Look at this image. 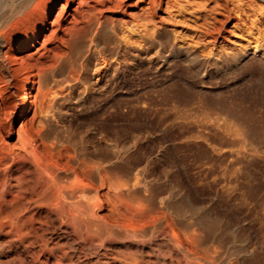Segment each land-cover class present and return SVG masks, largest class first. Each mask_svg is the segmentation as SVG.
Listing matches in <instances>:
<instances>
[{
    "label": "rangeland",
    "instance_id": "1",
    "mask_svg": "<svg viewBox=\"0 0 264 264\" xmlns=\"http://www.w3.org/2000/svg\"><path fill=\"white\" fill-rule=\"evenodd\" d=\"M0 34L20 73L11 98L0 91V122L2 107L13 115L4 142L22 126L102 160L99 214L144 227L132 240L147 264H264V0H0ZM128 168L136 201L114 189ZM55 232L61 264H125L126 238L84 258ZM29 249L13 237L0 261L37 264Z\"/></svg>",
    "mask_w": 264,
    "mask_h": 264
},
{
    "label": "bare ground",
    "instance_id": "2",
    "mask_svg": "<svg viewBox=\"0 0 264 264\" xmlns=\"http://www.w3.org/2000/svg\"><path fill=\"white\" fill-rule=\"evenodd\" d=\"M33 10L34 8L28 12L32 13ZM35 11H38V8ZM10 22L12 23V20ZM98 24L99 28H102L105 22H98ZM1 48L0 39V50ZM5 55H7L6 52L4 55L0 54V82L2 83L0 91L4 98H11L14 93L10 90L14 83L12 79L19 81L17 78L20 77V73L16 75L9 71L8 63L10 60ZM94 60L93 73L95 75L101 74L103 65L99 64L102 62L96 57ZM25 95L24 104L17 115L23 114V109L28 107L31 102L30 84L26 86ZM1 113L3 120L0 122V246L8 247L14 237L23 249L30 247V251L26 252H31V260L37 264H61L63 258L67 256V251L59 243L55 231L62 228L63 232L71 235L72 241L79 244L77 248L79 247L81 251H84V258L90 253H96L98 248L101 249L99 254L103 256L105 254L104 245L122 237L127 239V243L121 245L128 249V255L122 256L120 254L125 264H147V261L143 260L140 254H137V244H134L132 240L138 236L144 227L127 226L121 222V219L115 217L116 215L113 216V213L111 217L109 214L108 217L105 214H99V210L103 209L104 204H106L104 203L105 200L103 201V195H105L103 191L106 187L107 175L103 161L99 160L95 163L80 155L65 153L64 147L66 146H63L60 140L47 139L43 137V131L34 127L36 131L26 132L20 126L18 141L8 144L4 142L6 136L3 132L6 135L11 133L13 115L6 106L2 107ZM129 170L132 172L134 169ZM131 174V178L127 179L115 177L113 184L117 194L136 201L140 197L137 187L138 180L135 181L134 172ZM110 205L109 207H111ZM156 210L158 211V209ZM139 217L141 216L139 215ZM145 222L148 220L146 219ZM49 228L52 230L46 236L45 231ZM147 229L149 228L147 227ZM164 233L167 235L166 232ZM169 236L171 237L170 234ZM170 240L178 252L188 255L187 247L183 246L181 241L172 237ZM85 250L89 252L86 253ZM17 255L19 256V254ZM8 263V260L1 262V264Z\"/></svg>",
    "mask_w": 264,
    "mask_h": 264
}]
</instances>
